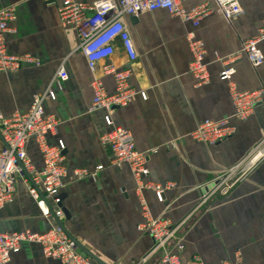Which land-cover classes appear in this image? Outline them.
Segmentation results:
<instances>
[{
	"label": "crops",
	"instance_id": "crops-1",
	"mask_svg": "<svg viewBox=\"0 0 264 264\" xmlns=\"http://www.w3.org/2000/svg\"><path fill=\"white\" fill-rule=\"evenodd\" d=\"M93 3L98 0H76ZM211 0H190V9ZM244 15L228 22L216 12L199 27L164 10L126 17L137 60L130 62L115 44L111 61L131 71V87L138 93L127 107L112 113L114 127L129 131L136 148L149 156L147 184H175L158 202L149 188L142 199L155 217H166L177 226L175 241L167 250L179 253L182 262L193 256L203 264H264V100L245 122L234 117L227 82L220 80L223 61L241 52L242 43L256 36L264 22V0H243ZM13 8L14 32L7 47L16 56L30 55L39 64H25L16 73H0V112L5 118L28 112L35 96L49 90L55 100H45L44 110L60 124L50 145L62 141L70 170L87 169L96 176L65 179L62 208L70 218L61 220L69 234L105 264H168L163 252L151 254L154 243L139 229L142 205L128 165L110 164V153L101 137L112 127L104 110L90 111L93 99L86 57L79 48L76 30L60 23L56 7L44 0H0V11ZM205 45V63L210 80L198 85L189 73L192 61L188 36ZM263 63L254 67L244 56L230 65L232 79L241 91L264 89V42L259 44ZM68 80L59 83L60 68ZM106 90L115 91L110 75L98 73ZM146 94L144 100L140 93ZM205 120H228L234 136L215 146L191 138ZM154 152V153H153ZM27 155L37 171L43 161L31 140ZM236 169L226 183L225 178ZM227 183L232 186L226 188ZM58 225L54 216L45 218L19 180L14 200L0 210V233H43ZM177 243L183 245L177 251ZM85 255V254H84ZM144 260V261H143ZM95 263V262H94ZM8 264H61L45 258L38 244L24 243Z\"/></svg>",
	"mask_w": 264,
	"mask_h": 264
},
{
	"label": "built area",
	"instance_id": "built-area-1",
	"mask_svg": "<svg viewBox=\"0 0 264 264\" xmlns=\"http://www.w3.org/2000/svg\"><path fill=\"white\" fill-rule=\"evenodd\" d=\"M44 1L47 6L57 8L63 28L77 32L79 48L94 76L91 83L93 99L90 111L104 110L105 122L112 127L100 139L101 144L110 153V164L116 167L128 165L132 172L142 205L143 221L139 229L153 240L151 254L163 252V261L168 264H203L197 256L182 262L179 253H170L167 250L168 245L176 238L177 226L169 218L155 217L141 197L142 191L149 188L154 191L158 202L163 203L165 192L175 188V184L145 183L149 176V156L136 148L129 131L113 126L112 113L131 104L138 93L130 85L131 71L117 67L111 58L115 54L116 43L121 46L130 62H135L138 58L133 38L125 23L126 17H138L144 12L164 10L194 27H199L204 19L216 12L228 22L243 16V0H211L190 9L185 8V4L190 0H98L93 3L76 0ZM15 21L16 12L13 8L0 11V73L12 74L18 72L25 64H39L30 55L16 56L9 52L6 40L14 32L12 25ZM188 40L193 54L189 73L195 77L198 85H205L210 80L204 60L205 45L192 34L188 36ZM261 42H264V22L256 36L242 43L239 54L223 61L224 70L220 74V80L227 82L229 86L234 117L240 122L248 121L254 115L256 108L264 100V89L239 90L232 79L233 70L230 65L244 56L254 67L260 66L263 63V55L259 49ZM98 73L112 76L115 83L114 92L106 90ZM57 79L59 83L68 80V74L63 67L58 71ZM140 95L146 100L144 92ZM47 99L55 100V93L49 90L43 96H35L28 112L24 114L5 118L0 112V210L14 200L17 182L23 180L28 185L30 196L37 202L41 215L50 218L54 214L62 220V190L65 179L75 181L87 176L95 177L96 172L103 170V166H98L96 172L69 169L64 143L59 141L53 146L48 142L49 136L57 135L60 121L55 115L45 112L43 102ZM235 132L228 120H205L198 124L191 138L207 146H215L232 138ZM31 140L36 143L42 157V171L36 170L27 155V146ZM263 155L264 150L252 157L249 166H253ZM236 169L231 170L223 183L236 174ZM26 173L31 176L32 183ZM225 186L228 189L232 184L230 187L228 183ZM24 243L38 244L45 258L59 261L61 264H96L76 247L58 225L43 233H0V264H8L12 256L21 251ZM176 247L178 252L183 250L180 243H177ZM234 264H242L239 254L236 255Z\"/></svg>",
	"mask_w": 264,
	"mask_h": 264
},
{
	"label": "water",
	"instance_id": "water-1",
	"mask_svg": "<svg viewBox=\"0 0 264 264\" xmlns=\"http://www.w3.org/2000/svg\"><path fill=\"white\" fill-rule=\"evenodd\" d=\"M27 178L29 179V181L32 183V178L29 174L26 173ZM62 200H63V196H62ZM66 218L69 219L70 215L69 212L65 209H63ZM53 216L55 217V215L53 214ZM57 224L58 226L67 234V236L73 241V243L76 245V247L83 253L85 254L87 257H89L93 262H95L96 264H105L104 262H102L101 260H99L96 256H94L92 253H90L88 250H86L75 238H73L69 232L67 231V229L65 228L64 224L62 223L61 220H59L58 218H56Z\"/></svg>",
	"mask_w": 264,
	"mask_h": 264
},
{
	"label": "rangeland",
	"instance_id": "rangeland-1",
	"mask_svg": "<svg viewBox=\"0 0 264 264\" xmlns=\"http://www.w3.org/2000/svg\"><path fill=\"white\" fill-rule=\"evenodd\" d=\"M173 241H175V240H173ZM173 241H172V242H173Z\"/></svg>",
	"mask_w": 264,
	"mask_h": 264
}]
</instances>
